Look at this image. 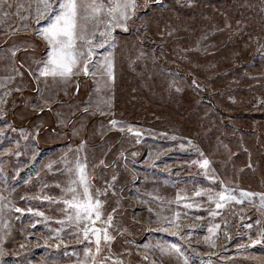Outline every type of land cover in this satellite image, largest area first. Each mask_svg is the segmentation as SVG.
I'll return each mask as SVG.
<instances>
[{
    "label": "rangeland",
    "instance_id": "1",
    "mask_svg": "<svg viewBox=\"0 0 264 264\" xmlns=\"http://www.w3.org/2000/svg\"><path fill=\"white\" fill-rule=\"evenodd\" d=\"M7 3L20 7L0 11V264H92L93 225L62 203L78 159L102 202L94 226L115 237L101 243L105 264H149L147 249L167 264H264V0H136L127 32L106 15L89 25L95 76L70 83L38 79L37 0ZM225 188L243 202L217 209L207 190ZM172 244L181 255L161 251Z\"/></svg>",
    "mask_w": 264,
    "mask_h": 264
},
{
    "label": "snow or ice",
    "instance_id": "2",
    "mask_svg": "<svg viewBox=\"0 0 264 264\" xmlns=\"http://www.w3.org/2000/svg\"><path fill=\"white\" fill-rule=\"evenodd\" d=\"M155 3H161V0H154ZM189 6L190 3H189ZM16 7L19 9L20 5H13L7 3V0H0V11H3L7 8L9 11H4V17L7 18L12 15L11 9ZM137 9L136 0H108L107 3H104L103 0H37L35 8L36 23L40 24L41 19L47 21V23L40 27L39 31L36 33L40 36L47 45V58L40 61L42 67L39 71V77L53 79L59 78L65 83H70L72 78L79 75L81 72L85 76H95V73L90 69L89 65L92 62L93 49L92 45L95 43V31L89 32V25L95 24L100 21L102 16L106 15L108 19V28L120 27L123 31L127 32L128 27L126 21L131 19L132 15H135ZM19 13H17L18 15ZM23 19H29V17H20ZM4 22V21H0ZM26 28L27 25H24ZM110 34V33H108ZM101 36L106 35V32H100ZM12 55L15 56L16 52L13 51ZM114 62L112 59L105 60V71L109 81H114ZM196 82L193 81V84ZM198 87V85H197ZM78 90V87H77ZM180 89H177L179 91ZM42 99H44L42 97ZM50 101L44 99V105H48ZM111 105H109L110 107ZM44 108L40 107L39 111H43ZM51 110V109H49ZM87 111V109H85ZM101 114H104L103 112ZM2 118V117H0ZM117 121L111 120L110 124L112 126L117 125ZM123 131V129H121ZM129 132H132V129H128ZM134 135L139 136L140 133L136 132ZM175 139V137H172ZM192 142L189 141V144ZM83 147V145L81 146ZM135 155V153H133ZM203 156V153H200ZM199 163V167L202 169H207L209 167V160L203 159L202 161H193V164ZM101 165H104V161H100ZM86 165L82 164L79 159L76 162L75 169H68L69 174H72L75 171L77 179L71 180L69 186L67 187V193H72L71 199H64L62 203L67 206V209L75 210V220L79 224L81 220L91 221L93 227L84 228V239L89 238V233L95 236V246L96 251L92 254V264H105L109 257H104L102 260L97 258L100 256L102 248V241L105 244L110 243L115 239L108 232V229H100L95 227L96 221L101 219V207L102 202L99 199H96L93 202L92 196L89 193V187L87 184L86 176ZM207 175V172H205ZM116 176L112 177V180L115 181ZM83 187V199L79 198L77 194L76 187H73L75 184ZM111 186V185H109ZM204 193L197 191L196 196H201ZM208 199L210 202H214L217 209H222L225 207V204L230 201H235L236 203H242V199H237L232 192L228 189L216 193L215 196L212 193V190H207ZM257 195L256 193L241 192L240 196L242 198L252 197ZM218 197V198H217ZM39 198V197H37ZM45 199H51L50 197H45ZM181 197H177V200ZM260 208L264 209V194H260ZM193 205L185 204L184 207L191 208ZM66 209V211H67ZM15 211L20 212L21 209L16 208ZM29 212L32 209H28ZM115 211V209H114ZM37 215L43 216V213H36ZM218 213L213 212L212 215H217ZM93 216L95 217L93 219ZM179 218V213L176 215V219ZM68 220L73 219L72 214L67 215ZM167 219V218H165ZM200 219V217H197ZM113 217L111 215L107 218L108 227H112ZM58 223H63V221H58ZM169 223H174V221H169ZM257 224L260 223L259 220L256 221ZM176 227H179L176 225ZM219 225H216V228H219ZM251 228L252 225H247ZM160 231H166L167 229H159ZM209 232H214V229L209 228ZM179 235V233H174ZM261 237L264 239V230L261 231ZM262 240L258 239L253 241V243H261ZM147 247V246H146ZM161 251L164 253H175L181 255V249L179 246L172 244L168 247H161ZM90 250H86V255L89 254ZM147 260V256L143 257ZM115 264V262H114ZM184 264H187V260L184 261Z\"/></svg>",
    "mask_w": 264,
    "mask_h": 264
},
{
    "label": "crops",
    "instance_id": "3",
    "mask_svg": "<svg viewBox=\"0 0 264 264\" xmlns=\"http://www.w3.org/2000/svg\"><path fill=\"white\" fill-rule=\"evenodd\" d=\"M139 254V257L143 258L145 256H147V260L146 261H149L148 263L149 264H154V261H158V264H167L166 262H164L158 255L156 254H152L148 249L146 251H141ZM149 258H152L151 260ZM145 261V263H146Z\"/></svg>",
    "mask_w": 264,
    "mask_h": 264
},
{
    "label": "bare ground",
    "instance_id": "4",
    "mask_svg": "<svg viewBox=\"0 0 264 264\" xmlns=\"http://www.w3.org/2000/svg\"><path fill=\"white\" fill-rule=\"evenodd\" d=\"M199 225L198 224H196V225H194V224H190V227L191 228H197ZM165 229V228H164Z\"/></svg>",
    "mask_w": 264,
    "mask_h": 264
}]
</instances>
